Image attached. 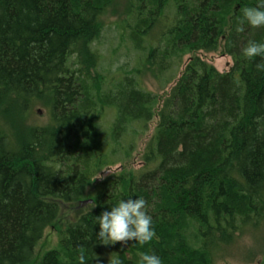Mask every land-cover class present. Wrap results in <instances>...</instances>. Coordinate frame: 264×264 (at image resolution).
I'll return each mask as SVG.
<instances>
[{
    "label": "trees",
    "instance_id": "obj_1",
    "mask_svg": "<svg viewBox=\"0 0 264 264\" xmlns=\"http://www.w3.org/2000/svg\"><path fill=\"white\" fill-rule=\"evenodd\" d=\"M113 2L0 0V264H81V255L83 264L112 256L138 264L141 253L162 264H216L240 235L264 229V58L242 55L249 41L264 42V27L238 24L257 0H133L136 51L158 27L163 40L147 53L154 76L222 40L234 64L221 73L191 58L158 109L142 169L108 177L93 203L78 208L102 168L131 156L159 107L142 69L110 82L97 69ZM35 102L49 111L45 126L29 123ZM129 197L146 201L153 240L100 243L96 217ZM69 208L76 218L38 256L46 230Z\"/></svg>",
    "mask_w": 264,
    "mask_h": 264
},
{
    "label": "rangeland",
    "instance_id": "obj_2",
    "mask_svg": "<svg viewBox=\"0 0 264 264\" xmlns=\"http://www.w3.org/2000/svg\"><path fill=\"white\" fill-rule=\"evenodd\" d=\"M133 0H114L113 4L107 10V13L103 17L104 30L99 39V43L95 47L98 49L101 56V63L97 68L107 82H110L114 78H119L121 75H126L132 70L142 69L139 77L142 85L148 91L154 93L159 101V107L155 110L153 120L149 123L147 130L140 134L134 151L128 159H123L121 162H117L114 165L106 166L94 177L92 184L87 190L86 196L81 202L95 199V187L108 177L115 174H119L122 171H139L143 165V155L147 142L152 137L155 128L158 123V109L169 96L171 89L178 82L182 76L186 65L191 58L200 57L202 60L213 66L218 72H229L233 67V59L231 56L225 53L224 40L219 44V48L213 52L199 51L193 54L186 55L180 67L172 63L170 67L172 70L167 71L160 76H154V73L146 67L147 56L150 48L160 46L163 40L157 39L160 33L159 27L144 37L143 50L144 52H138L132 42L131 33L133 27L137 24V18L131 15L130 7ZM171 14V15H170ZM165 20L170 21L172 13L166 11L164 14ZM169 18V19H167ZM164 26L167 22H163ZM165 30V27L163 28ZM156 72L157 70L154 69ZM158 72V71H157ZM156 72V73H157ZM176 77L172 83H168V79ZM32 106V110L29 116V123L32 126H45L49 123V111L41 102H35ZM113 111H107L102 118L103 129L108 128L109 123L113 121ZM108 125V126H107ZM122 158V155L120 159ZM89 204V203H88ZM87 204L78 206L80 211H84ZM76 210L72 208L64 210L60 220L49 227L44 238L39 242L36 247V254L41 256L47 251L55 249L58 245V233L65 226V224L76 218ZM227 256L224 259H218L216 264H262L264 261V229L261 233H244L240 235L234 244L227 249Z\"/></svg>",
    "mask_w": 264,
    "mask_h": 264
},
{
    "label": "clouds",
    "instance_id": "obj_3",
    "mask_svg": "<svg viewBox=\"0 0 264 264\" xmlns=\"http://www.w3.org/2000/svg\"><path fill=\"white\" fill-rule=\"evenodd\" d=\"M247 22L251 28L264 27V0H257L256 5L242 9L239 25ZM243 31V27H237ZM242 55L248 59L254 57L264 58V42L249 41L242 49ZM264 69V64L257 65ZM146 201L143 198L121 199L110 210H105L96 217L99 226L96 232L97 239L104 245L121 242L122 246L134 241L143 246L153 240L155 230L152 217L145 210ZM95 207V206H94ZM83 264V255L80 257ZM108 264H122L118 256L108 259ZM138 264H162V260L154 253H141Z\"/></svg>",
    "mask_w": 264,
    "mask_h": 264
},
{
    "label": "water",
    "instance_id": "obj_4",
    "mask_svg": "<svg viewBox=\"0 0 264 264\" xmlns=\"http://www.w3.org/2000/svg\"><path fill=\"white\" fill-rule=\"evenodd\" d=\"M171 1H177V0H171ZM92 202V200H89V201H84V202H81L80 203V205L82 206H84V205H86V204H88V203H91Z\"/></svg>",
    "mask_w": 264,
    "mask_h": 264
},
{
    "label": "flooded vegetation",
    "instance_id": "obj_5",
    "mask_svg": "<svg viewBox=\"0 0 264 264\" xmlns=\"http://www.w3.org/2000/svg\"><path fill=\"white\" fill-rule=\"evenodd\" d=\"M238 10H239V8H236V12H235V13H237V12H238ZM231 70H232V69H231ZM231 70H230V71H231Z\"/></svg>",
    "mask_w": 264,
    "mask_h": 264
},
{
    "label": "bare ground",
    "instance_id": "obj_6",
    "mask_svg": "<svg viewBox=\"0 0 264 264\" xmlns=\"http://www.w3.org/2000/svg\"><path fill=\"white\" fill-rule=\"evenodd\" d=\"M81 203V202H80ZM91 203H93V200H92V202ZM80 205V204H79Z\"/></svg>",
    "mask_w": 264,
    "mask_h": 264
}]
</instances>
